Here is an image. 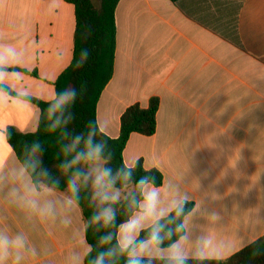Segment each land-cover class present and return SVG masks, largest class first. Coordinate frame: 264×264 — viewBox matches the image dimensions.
Returning <instances> with one entry per match:
<instances>
[{
    "label": "crops",
    "instance_id": "obj_1",
    "mask_svg": "<svg viewBox=\"0 0 264 264\" xmlns=\"http://www.w3.org/2000/svg\"><path fill=\"white\" fill-rule=\"evenodd\" d=\"M70 1L0 0V44L21 51L12 72L24 76L14 87L30 97L50 98L72 61L76 20ZM115 27L113 76L96 119L107 117L104 134L117 138L124 111L133 104L147 108L158 97L155 133H132L123 161L142 159L163 181L198 184L194 207L201 201L202 211H216L222 220L211 226L197 213L196 231L231 240L234 255L245 248L241 243L264 235V0H120ZM20 99L8 94L0 103V125L34 131L40 109ZM6 163H16L7 140L0 144V165ZM254 217L260 219L252 230ZM83 219L80 209L67 228L29 224L0 198V226L27 232L38 250L48 252L30 264H63L73 248L83 252L88 243L75 235Z\"/></svg>",
    "mask_w": 264,
    "mask_h": 264
},
{
    "label": "clouds",
    "instance_id": "obj_2",
    "mask_svg": "<svg viewBox=\"0 0 264 264\" xmlns=\"http://www.w3.org/2000/svg\"><path fill=\"white\" fill-rule=\"evenodd\" d=\"M21 55L15 46L0 44V103L8 98L4 90L8 87L22 96L19 104L31 108L27 89L14 87L24 73L10 71L19 65ZM91 56V49L81 48L76 67L83 68ZM86 91L87 81L54 90L44 99L35 130H21L30 138L23 139L19 152L13 148L16 163L0 165L3 203L16 208L29 224L58 223L64 228L73 223L81 204L87 205L89 215L75 235L86 243L91 232L95 243L87 244L83 252L73 248L63 264H222L229 259L231 240L194 227L197 213L211 226L222 220L216 211H202L201 201L188 209L198 184L186 188L171 177L157 184L151 168L137 176V161L114 164L116 151L104 134L110 127L107 117L74 126L78 118L74 107ZM7 139V128L0 125V144ZM259 219L250 220L252 230ZM240 246H251L253 256H264V245L257 240ZM47 254L46 249H37L27 232L0 226V264H30Z\"/></svg>",
    "mask_w": 264,
    "mask_h": 264
},
{
    "label": "trees",
    "instance_id": "obj_3",
    "mask_svg": "<svg viewBox=\"0 0 264 264\" xmlns=\"http://www.w3.org/2000/svg\"><path fill=\"white\" fill-rule=\"evenodd\" d=\"M119 1H70L74 5L76 20L73 58L69 67L62 72L53 85L55 90H58L68 86H79L81 81H87V91L83 99L78 100L74 107V111L78 117L74 125L76 128H79L84 120L96 119V108L100 95L113 76L116 34L115 10ZM171 1L176 3L179 0ZM84 47L92 50V56L88 64L83 68H77L76 61L79 59V51ZM16 70L10 69V71ZM33 75L36 76V73L34 72ZM4 90L9 95L17 97V93L11 88L5 87ZM30 101L37 105L40 111L46 106L44 100L35 97H30ZM159 104V98L152 97L149 100L147 108H142L139 104L129 106L120 118L119 136L117 138H110L105 134L109 143L116 151L114 164L118 165L123 161V151L132 133L144 136H152L155 133ZM7 132V141L12 148H16L17 152H19V145L23 139L30 138L25 137L21 132L12 128H9ZM41 135L43 136L44 134L41 132ZM53 152L54 149H50V156ZM137 162L139 166L137 167L136 174L137 176L143 175L145 169L143 161L139 159ZM151 171L156 177L157 184H161L163 181L162 173L155 168H152ZM62 189L63 184L61 185ZM187 207L188 209L194 208V203L190 202ZM81 210L84 218L89 215L90 210L86 204H81ZM86 241L88 244L95 243V238L91 232H89ZM257 241L264 245V235L257 239ZM222 264H264V256H253L250 246L235 253L229 259L222 262Z\"/></svg>",
    "mask_w": 264,
    "mask_h": 264
}]
</instances>
